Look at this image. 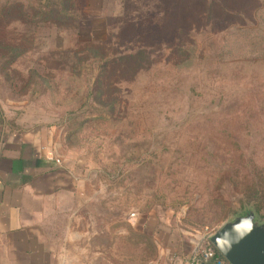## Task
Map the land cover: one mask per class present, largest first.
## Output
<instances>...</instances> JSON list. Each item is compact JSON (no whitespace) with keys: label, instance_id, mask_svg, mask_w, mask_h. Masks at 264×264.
I'll use <instances>...</instances> for the list:
<instances>
[{"label":"rangeland","instance_id":"374dc122","mask_svg":"<svg viewBox=\"0 0 264 264\" xmlns=\"http://www.w3.org/2000/svg\"><path fill=\"white\" fill-rule=\"evenodd\" d=\"M46 2L0 0V112L59 132L74 254L157 263L250 209L264 223V0H70L47 24L16 6ZM89 76L103 95L84 104Z\"/></svg>","mask_w":264,"mask_h":264},{"label":"crops","instance_id":"0c3cea01","mask_svg":"<svg viewBox=\"0 0 264 264\" xmlns=\"http://www.w3.org/2000/svg\"><path fill=\"white\" fill-rule=\"evenodd\" d=\"M59 138L55 129L11 125L0 112V264H89L72 249L79 184ZM191 257L161 253L154 264Z\"/></svg>","mask_w":264,"mask_h":264},{"label":"water","instance_id":"95a60500","mask_svg":"<svg viewBox=\"0 0 264 264\" xmlns=\"http://www.w3.org/2000/svg\"><path fill=\"white\" fill-rule=\"evenodd\" d=\"M209 240L228 264H264V223L252 209L227 220Z\"/></svg>","mask_w":264,"mask_h":264},{"label":"trees","instance_id":"16d2710c","mask_svg":"<svg viewBox=\"0 0 264 264\" xmlns=\"http://www.w3.org/2000/svg\"><path fill=\"white\" fill-rule=\"evenodd\" d=\"M69 4H70V0H47V2L42 5L43 9L42 8H39V9H34V8H29V11L28 9H24L22 7V5H18L16 4L17 6V9L18 11L21 13V17H24V21L27 22L28 24H35V21H39L41 23H49L50 21L52 22H55V23H59V22H64L65 20H70L68 18V13H69ZM15 4L13 5H10L8 8H7V11L6 12H10L14 7ZM72 6V5H71ZM59 7L61 8V10L65 13L66 17L65 19H62L60 17H56L55 14H56V11L59 9ZM32 12V16H30L28 14V12ZM101 51L99 50H96L94 48H90L89 49V57L88 59H90L91 62V68L93 66H96L97 64L99 65H104L106 63V60H105V57H103L102 53H100ZM10 55L12 56V59H15L17 57H19L21 55V52H17L16 48H10V51H9ZM74 58V57H72ZM12 61V60H11ZM89 61V60H88ZM83 65H79L78 67H76V69L72 70V73H71V77L72 78H75V79H79L82 72H85V70L83 69V67H81ZM86 67V66H84ZM78 68H79V72H78ZM99 68H104V66H99ZM102 69H100V74L99 76L102 74ZM97 77L95 80L93 78V76H89V86L87 88V96H86V100L84 102V104H86L87 102L90 101V103H92V100L91 98L95 95H98V96H101L103 95V91H101L102 88V80H100L99 78L100 77ZM96 86V89L94 91V87ZM103 104V102L101 103ZM259 199H261L260 196L258 195H255L253 196V207L257 209V212H260V208H262L263 206V203L262 202H259ZM217 260H221L224 262V264H228L224 259L223 257L215 250V257L210 260L211 264H215V261Z\"/></svg>","mask_w":264,"mask_h":264},{"label":"built area","instance_id":"2783aa9c","mask_svg":"<svg viewBox=\"0 0 264 264\" xmlns=\"http://www.w3.org/2000/svg\"><path fill=\"white\" fill-rule=\"evenodd\" d=\"M134 217L135 215L133 214L131 216V219H134ZM209 236L207 238L208 243L204 248L200 245L195 246L190 260V264H197L199 262V259L210 261L215 257V249L210 243ZM150 264H154V263H150ZM215 264H224V262L221 260H217L215 261Z\"/></svg>","mask_w":264,"mask_h":264}]
</instances>
